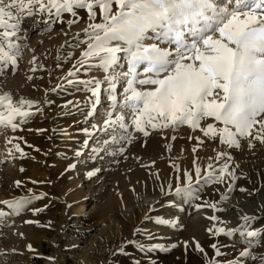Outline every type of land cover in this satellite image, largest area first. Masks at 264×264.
Segmentation results:
<instances>
[{
    "label": "rangeland",
    "instance_id": "1",
    "mask_svg": "<svg viewBox=\"0 0 264 264\" xmlns=\"http://www.w3.org/2000/svg\"><path fill=\"white\" fill-rule=\"evenodd\" d=\"M10 2L3 0L0 7ZM219 3L232 6L235 0ZM78 16L79 21L71 27L57 22L51 30L42 22L46 17L28 18L22 25L27 29V40L22 41L27 47L19 66L15 73L9 68L0 75V95L11 93L14 100L23 97L38 102L31 109L35 115L19 130L0 128V264H261L264 260V144L254 141L255 146L250 148L248 141L242 140L239 149L225 148L218 140L213 142L186 125L163 132L149 129L148 137L129 128L131 140L122 130L117 129L115 134L105 131L104 121L112 111L108 93L104 94L108 84L101 85L103 98L93 111L90 101L95 97L87 90L86 82L103 81L105 73L95 62L79 63L87 48L85 29L90 21L86 10H78ZM68 19L73 18L65 14L64 20ZM150 41L145 43L151 44ZM155 42L159 43L154 39ZM159 46L162 48L161 43ZM126 67L122 59L116 71H126ZM33 68L36 70L32 71ZM69 72L73 75L69 76ZM122 85L123 80L117 85L120 100L123 99ZM90 111L92 115H88ZM120 114L130 124V112L117 110L112 118ZM195 137L203 140V144L196 142ZM16 144L24 156L15 150ZM222 151L231 155L230 171L234 170L238 179L233 182L230 176H225L221 183L205 184L201 180L196 184L197 167L201 169V177L212 170L208 168L210 164L218 174L224 160L218 161L216 156ZM89 172L95 175L89 177ZM185 172L192 175L199 199L176 195V189L187 184ZM172 175L175 179L168 186ZM230 184L232 191H229ZM241 188L246 190L240 191ZM133 195L139 213L152 198L160 199V206L153 208L155 211L147 220L154 219L170 203V197L185 205L195 204V211L187 213L184 220L178 212L175 216L185 223L182 236L186 242L180 251L169 256L150 252L146 236L150 229L138 221L133 230L125 218L128 213L122 201ZM70 196L72 202H69ZM205 196L211 197L215 209L206 205L197 207ZM143 197L149 199L145 201ZM17 199L31 201L18 215L5 203ZM83 203L87 212L79 218ZM227 206L230 209L226 210ZM102 212L116 216L115 222L107 224L122 225L123 243L108 237L101 239L102 226L96 224ZM199 215L205 217L200 230L191 221ZM212 216L217 220L209 219ZM245 216L251 218L247 223L242 219ZM242 226L245 232L257 231L261 235L250 238L240 231L231 236L215 234V228L223 227L227 231ZM210 228L213 232L208 231ZM131 229L133 234L125 241ZM113 230L109 227L107 234L111 235ZM199 231L203 232L201 241L195 239L194 244L187 241L186 236ZM196 242L204 247L203 253L195 249ZM213 244L221 255H216ZM245 250L250 251L249 257L240 255Z\"/></svg>",
    "mask_w": 264,
    "mask_h": 264
},
{
    "label": "snow or ice",
    "instance_id": "2",
    "mask_svg": "<svg viewBox=\"0 0 264 264\" xmlns=\"http://www.w3.org/2000/svg\"><path fill=\"white\" fill-rule=\"evenodd\" d=\"M78 10H86L90 21L85 29L87 48L79 63L95 62L105 73L103 81L86 82L87 90L95 97L90 101L93 111L100 102L101 85L108 84L106 91L112 111L104 121L105 131L122 130L131 140L129 128L148 137L149 129L163 132L186 125L213 142L218 140L225 148L239 149L242 140H247L250 148L255 146L254 141L264 144V0H235L232 6L222 5L219 0H11L0 7V75L9 68L15 73L19 66L27 47L22 43L27 40V29L22 25L28 18L46 17L42 22L48 30L57 22L71 27L80 19ZM65 14L73 19L65 21ZM148 39L159 43L147 44ZM160 43L168 47L161 48ZM122 59L126 71L118 72ZM121 80L122 100L117 96ZM37 103L23 97L14 100L11 93L0 95V128L19 130L35 115L31 109ZM117 110L131 113L130 124L123 114L112 118ZM195 139L203 144L199 137ZM15 150L25 155L19 144ZM216 159L224 160L218 174L210 164L208 168L212 170L201 177V169L197 167L196 184L201 180L205 184L221 183L225 176H230L233 182L238 179L235 171H230L228 161L232 157L227 151L218 152ZM87 175L91 177L95 172ZM184 177L187 184L177 188L176 195L199 199L192 175L185 172ZM16 185L19 187L20 182ZM232 190L230 184L229 191ZM30 202L17 199L5 203L18 215ZM204 203L216 208L215 204ZM201 206L204 205L197 207ZM242 219L246 223L251 220L247 216ZM156 223L170 222L160 218ZM235 231L250 238L261 235L257 231L245 232L243 226L227 231L215 228V234L227 236ZM28 247L31 251V245ZM175 247L173 244L172 248ZM212 248L217 256L221 255L216 244ZM195 249L204 252L199 243ZM240 255L249 257L251 253L245 250Z\"/></svg>",
    "mask_w": 264,
    "mask_h": 264
},
{
    "label": "bare ground",
    "instance_id": "3",
    "mask_svg": "<svg viewBox=\"0 0 264 264\" xmlns=\"http://www.w3.org/2000/svg\"><path fill=\"white\" fill-rule=\"evenodd\" d=\"M222 1L223 0H219V2H222ZM150 43H154V39H151ZM161 46H162V48H167L168 47L167 44H163V43H161ZM106 88H108V86ZM103 92L104 91H103V88H102L101 89L100 99L103 98ZM106 92L107 91L105 89V93H104L105 95H107ZM83 98H84L83 100H85L87 97L84 96ZM105 98H106V96H105ZM108 130H110V132L112 134H115V133H113V130L112 129H108ZM196 142H198V141L196 140ZM115 143H116V140L114 141V144ZM218 166H219V164H218ZM88 167L90 168V166H88ZM88 167H86L87 170H89ZM179 169H180V167H179ZM184 170H185V168H184ZM173 171H175V170H173ZM96 173H97V171H96ZM174 179H175V175H172V177L167 182V185L170 186ZM143 199H145V201H146V200L149 199V197H143ZM229 199H230V197H229ZM205 201H207L208 204H212L211 203V201H212L211 200V197L210 196H205L202 199V201H200L196 205H204V207H205V203H204ZM69 202H72V197L71 196L69 197ZM135 202L136 201H135V198H134V195H133L132 197L126 198L124 202L122 201V203L124 205L123 204H120V206L123 205L124 210L126 209L125 212L128 213L127 214L128 216H126L125 218L130 223V226H131V228L133 230H134V227H135L136 222H138V221H143L145 223L144 224V227L150 229L149 231H146L147 232L146 233L147 234L146 236H147L148 241L150 243V249H152V251H150V252H152L153 254H163L165 256H169V255H171L174 252L180 251L181 248L185 245L184 242H186V240L183 239V236H182V233L184 231V227L183 226H184L185 223H184V221L179 222V220L181 218L178 219V217H175V216L177 215V212H178V215H182V217H183L182 219L184 220L185 217H187V213H190V212L193 213V211H195L194 210V209H196L195 206H194L195 204L190 205L187 202V205H185L179 199H177L175 197H172V198L170 197L169 198V202L170 203H168V205L165 206V208H163L161 210V212L156 213V216H155L154 219L147 220V217L151 213H153V211H155V210H153V208L160 206V204H161L160 199H158V198H152V200L150 201V203L148 205H146V207H144V210L141 213H139V212L136 211V209H135ZM180 206L183 207V210L180 209ZM81 207H82L81 208V211L78 213V217L79 218L82 217V216H84L85 213L87 212V210H85V203H83ZM230 207L227 206L226 207V210L230 209ZM72 208L74 210L73 204H72ZM201 210H203V209H201ZM198 211H200V210H198ZM100 215H103V216H100V219L97 221V224L96 225H98V227L99 226H102V228L100 230V232H101L100 233V237H102L101 239L103 240L106 237H108V238H112L118 244L123 243L124 242L123 237L125 236V231L123 230L122 225L118 226V224H116V223H115L114 226L113 225H110V224H107V223H110V222H115L116 216L113 215V213L112 214H109V215H106V213H104V212H102ZM252 216H254V215H251V217ZM23 218H22V220H23ZM160 218H163L166 221H169L170 223L165 224V225H161V224L156 223V221L158 219H160ZM191 221H192L193 225L195 227H198V229L200 230L201 229V226L205 223V217H202V216L199 215L197 218L191 219ZM152 224H155V226H153ZM189 225H190L189 223H186V226H189ZM23 227H21L22 230H23ZM109 227L115 228V230H113V232H112L111 235L110 234L109 235L107 234V229ZM132 229H131V233L129 234V237L127 236V238H126L125 241H127V240H129L131 238V235L133 234ZM186 238H187V241L189 240L191 244H194L195 243V239L198 240V241H201L203 239V232H201V231L194 232V234L192 236H186ZM196 243H198V242H196ZM173 244L176 245L175 248H172V245ZM156 246H160V247H156ZM8 249H9V246H8ZM161 249H164V250H161ZM9 250H11V248ZM148 254H150V253H148ZM88 263L90 264L91 262H88Z\"/></svg>",
    "mask_w": 264,
    "mask_h": 264
}]
</instances>
